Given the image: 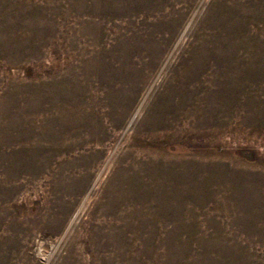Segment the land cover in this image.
<instances>
[{
  "label": "rangeland",
  "instance_id": "rangeland-1",
  "mask_svg": "<svg viewBox=\"0 0 264 264\" xmlns=\"http://www.w3.org/2000/svg\"><path fill=\"white\" fill-rule=\"evenodd\" d=\"M131 3L117 0V13L113 0H0V264H264V0H152L142 9ZM173 12L182 22L163 49L171 62L185 27L181 53L199 50L205 40L220 54L218 64L204 67L195 104L180 112L178 136L184 124L196 130L191 119L200 115L199 102L233 78V100L225 114L218 113V130L205 137L190 131L187 138L142 153L128 149L124 133L116 135L122 128L115 131L105 116L109 138L103 144H75L67 133L64 152L41 148L33 163L13 168L19 148L30 154L41 145L45 85L70 94L74 84L80 108L107 112V81L121 85L120 44L133 47L137 35ZM218 17L219 27H209ZM161 32L153 35L160 43L166 35ZM95 34L99 41L92 43ZM142 54L134 52L132 59L140 61ZM95 55L107 66L86 69ZM55 63L64 68L44 76L43 67ZM160 66L139 86L133 107L162 91L169 73ZM144 111L138 121L152 114ZM27 130L32 138L23 145ZM81 135L87 137L88 129ZM84 155L95 159L83 180V169L70 166ZM141 164L148 175L138 172ZM104 167L106 176L125 167L134 193L119 203L104 198L96 176ZM74 173H81V181L67 192ZM101 211L114 223L111 228H99ZM90 212L96 219L86 227ZM98 230H112V240L104 245V238L94 237Z\"/></svg>",
  "mask_w": 264,
  "mask_h": 264
},
{
  "label": "bare ground",
  "instance_id": "bare-ground-1",
  "mask_svg": "<svg viewBox=\"0 0 264 264\" xmlns=\"http://www.w3.org/2000/svg\"><path fill=\"white\" fill-rule=\"evenodd\" d=\"M129 1L132 2L131 4L140 6L141 9L150 7L152 2V0ZM113 3L114 7L115 5H118L116 4L117 0H113ZM113 10L114 12L120 13L121 7L119 6L116 8V10L113 8ZM221 18L222 17H218V19L215 20V22L209 27L217 29L219 27ZM181 22L182 16L177 14V12H173V14L168 16L165 20H156L154 24H152L150 27L148 26V30H146L145 33L137 35L135 37L133 47L127 46L124 42L120 44L122 48V54L116 56V59L119 63V70L121 74V77L119 76V78L121 79V85L114 86L116 83H114L112 79L107 81L108 86H110V90L108 92L106 91V100L109 107L107 112H103L101 110L95 112L88 106L81 107L83 108L81 109L79 104L81 103L82 99L77 96L78 94L76 93H78V91L74 84L71 87L72 90L70 94L64 92L58 86L57 88L54 87L53 89H50L48 85H45L41 94L42 101L39 107V110L41 111V122L39 128L41 145H36V143V147L31 149V153L28 154L27 152L28 155L25 152L27 150L25 147L19 148V150L16 151L12 156L15 162L13 163V168H15L16 164L22 166L25 165V163L26 165L33 163L40 155V150L43 151L41 148H44L45 150L54 149L56 152H64V140L67 138V133H69V135L72 134L75 137V144H85L88 139L95 145L103 144V141L109 138L107 135L108 133H106L104 122L102 121L105 116L109 118L108 124H110V126H112L115 131L122 128V131L117 132L116 135L124 133V141L127 143V148L140 150L142 153L158 151L159 149L166 147L170 142L177 141L182 136L187 138L190 135V131L191 136H193V134L194 136H204L206 134L205 132L218 130L220 127L218 113L225 114L224 111L230 108L233 100L231 99L234 96V91L232 88V83L234 82L233 78H230L227 81V86H219L215 92L213 91L209 93L206 99L199 102L200 107L198 109L201 110L200 115L196 114L191 119V121L196 124V130L186 127L184 124V128L180 133L181 135L178 136L180 129L178 128V125L176 126V120L182 117L181 113L183 110L195 104L194 95L197 93L199 88L197 85L199 84V77L202 75L204 67L206 64L212 62L218 64L220 61V54L216 52L219 50H214L213 43L210 41H200V48L197 51H192L188 54L181 53L183 44L182 39L186 36L187 31H189V29L185 27L181 30V33L179 32V41L175 43L176 49L179 51V55L177 58L175 57L176 60L174 63L171 62L170 54L164 53L163 49L165 45H168L167 43L171 40V38L178 32ZM162 30L166 32V35L163 38L164 41L160 43V39L157 41L155 38H153V35L161 34ZM91 41L92 43H97V41H99L98 36L95 34L93 36V40ZM50 48H52V46ZM211 50L213 51L211 52ZM134 52H142L144 59L140 60V58V61L135 62L134 59H132ZM103 53H105V51ZM54 65L55 67L53 68L43 67L45 72L44 76L47 78L53 77L52 69L56 71L58 69L61 70L64 68L62 63H59V65L55 63ZM94 65L101 67L107 66L99 55L90 56V62L89 64H85V68L91 69ZM158 65L162 66V70L165 72L164 74L169 73L167 78H165V80L163 79L164 81L162 82V91L160 93H156V95L151 98L148 104L146 103V105H144L143 103L140 106L137 105L136 107H133L135 98L139 92V86L142 88V83H144L146 78L152 74L150 71H154L153 69ZM143 69L148 70L143 71ZM115 77L116 76H114V78ZM189 84H192L194 87L190 88ZM149 93H152V87H149L148 94ZM150 109L152 112L151 115L148 114L143 119H139V121L136 119L139 111H150ZM138 126L139 128H137ZM81 129H88L89 135L87 137H82V135L80 136ZM31 134L32 132L27 130L25 135L21 136L20 141L23 143V145L25 144L24 142L31 141L29 140L32 138ZM182 155L185 154L183 153ZM93 158V155H89L88 157L80 156L78 159L76 158L77 160L74 159L70 168L77 167L79 170L83 169L84 172L82 173V178L84 180L92 172L91 160ZM108 169L109 167H104L103 170H98L96 173V176L99 177L98 183L100 182L101 185H104L101 191L102 196L107 198L110 203H119L126 193H134V181L130 178L128 172H126L125 167H121L120 170L117 169L120 171L119 174L121 175H119L115 182L112 183L114 176H117L118 172L116 170L115 172L113 171V175L111 174L110 176H106ZM138 172L140 174L148 175L146 165L141 164ZM71 177L72 184L66 187L67 192H74L77 184L81 181V173H74ZM63 209L64 208L61 207V210ZM107 216L108 215L104 211L100 212L98 215L99 228H102L106 225H108L109 228L113 226L114 223L108 219ZM94 219H96L95 214L92 212L88 213L85 223L86 227L93 223ZM113 235L114 233L112 230H98L94 233L95 238L101 237L105 239L103 242L104 245L112 240L111 238H113Z\"/></svg>",
  "mask_w": 264,
  "mask_h": 264
}]
</instances>
